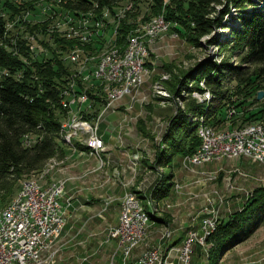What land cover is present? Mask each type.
Masks as SVG:
<instances>
[{"label": "trees", "instance_id": "trees-1", "mask_svg": "<svg viewBox=\"0 0 264 264\" xmlns=\"http://www.w3.org/2000/svg\"><path fill=\"white\" fill-rule=\"evenodd\" d=\"M125 1L65 0L61 1L58 9L72 13L92 12L100 16L105 9L115 13ZM134 1H137V7L141 0ZM37 2L0 0V38L5 33V19L10 17L14 20L19 14L28 11L31 14L30 20L22 23L25 24L24 30L30 34H39V43L49 52L47 55L40 52L33 56L23 44L19 49L20 54H13L10 50L13 44L7 41V37L0 44V203L6 202V205H0V209L12 202L18 193L15 194L19 181L22 185L27 178L39 175L53 158L63 157L65 152L61 145V118L65 117L62 107L66 108V104L59 93L58 80L62 75L69 74V67L62 55L71 50L74 40L48 32L46 29L49 21H53L49 18L32 23V16L37 15ZM148 5L149 14L145 13L141 20L148 22L162 15L169 22L170 30L194 46L201 44L200 39L214 33L216 28L224 30L227 27V33L217 32L207 42L218 45L220 49L228 48L229 54L239 55L240 58L239 63L233 64L227 58L216 61L206 57L183 72L182 76L176 78L173 74L174 79L166 82L173 97L181 98L184 104L182 107L177 105L176 112L169 120L162 139L166 148L157 151L156 163L170 165L175 155L185 157L197 151L201 145L198 130L205 124L237 128L253 120H264V95L262 99H257L258 92L264 91V0H169L167 3L163 0H148ZM136 21L137 16L132 11L120 20L117 45H126V38L133 32L131 30L136 29ZM44 34L48 35L52 43L42 38ZM22 40L19 42L23 43ZM102 43L103 40L92 42L99 47V51ZM93 45L88 47L94 49ZM246 64L258 66L251 72ZM19 68H22L23 73L20 79ZM233 80L235 85H230ZM202 81L212 93V98L200 103L191 96V92L204 93L206 90L200 85ZM234 94H242V100L237 103L232 99ZM250 99L259 104L258 110L248 109L247 102ZM230 105L242 111L239 113L235 109L236 113L227 117L226 109ZM235 115H239L241 123L232 118ZM228 120L232 121L226 125ZM27 138L32 141L29 146L25 143ZM164 177L152 188V201H161L174 187L173 176L166 174ZM136 193L144 200L147 212L145 196L140 191ZM147 213L151 219L155 218L150 212ZM263 222L264 185H259L252 190L241 208L221 220L209 236L207 259L210 264H217L225 251L247 239Z\"/></svg>", "mask_w": 264, "mask_h": 264}, {"label": "rangeland", "instance_id": "rangeland-1", "mask_svg": "<svg viewBox=\"0 0 264 264\" xmlns=\"http://www.w3.org/2000/svg\"><path fill=\"white\" fill-rule=\"evenodd\" d=\"M37 1H38L36 4L37 15L32 16L33 17L32 23L35 22L36 20H43V19H47V18L53 20V21H49V24H48L47 29H46L48 32H55L57 34V36H59V37L69 38L68 37L69 35H67V33H68L67 31L71 28V26H80L81 25L82 21H80V18H78V21H76L73 24L72 23H63L62 20L69 18L70 15L72 14V12L66 11V10L65 11H60L59 9L58 10H47L46 12H49V15L44 16V13H42V11H43L42 9H48L50 1L49 0H37ZM168 1L169 0H163L164 3H167ZM135 2H137V1L126 0L124 3H121L119 5V7L115 10V13L112 14L110 11L109 27H106V30L104 31V32H106V34L103 36L104 38L103 37L101 38V36H100V40H103V43L101 44L102 49L100 51L98 49L99 47H97L96 44L94 46L91 41L88 43L87 42H81V41H78L77 39H74V38H72L74 40L73 46H72L73 49L72 48H70V49L74 50V48L76 47V49H79L81 52H85L84 54H87V56L89 55L88 58L93 57V60L99 61L100 58L104 54H106V53L108 54L109 52L112 51V49L109 48L110 49L109 50L107 48V44H109L111 41H114V43H115L116 35H117L116 30L118 31V26L120 24V23L117 24L116 21L118 19H123L126 16L127 12L132 11L137 16V21H136L135 31L131 30L133 32H131V31L130 32H131V34H134L136 36L143 37V41L146 42L145 44H146L147 50H148V59L146 62V72L144 75L143 83L140 85V87L137 88L136 91H132L131 93H128L124 98H122L119 101L110 102V100L108 99V101H100V104H97L98 98H106V96H108L103 91L104 88H103L102 81L100 80L99 82H97L99 79H95V78L87 79L86 85L77 86V82L79 84L78 76H80V74H78V72H77L78 71L77 69H80L81 64H83L84 59L81 58L77 62L71 61L68 58V53L71 51V50H69V52L67 54L65 52L62 55V58H63L65 64H67L69 67V74L67 76L62 75L61 79L58 80V82L60 83V85L58 86L59 87V93L61 92V94H62L61 90L65 86L68 85L69 81H70V85L72 86L73 84H75V87L79 88L82 91V94H85L87 92V88H98L99 90L90 92L89 99L86 103H84V101H82V103L78 104V107L68 108V110L63 106L62 102H60V100H59V104L60 105L62 104L61 107L63 106L62 108H64V110L66 112L64 118H65L66 122H70V123L74 124V119H75V116L77 114V115H79L81 122L85 120V121L89 122L91 126L92 125L93 126L98 125L97 127H99L101 121L104 119L103 115L105 114V112L115 111L116 112L115 114H117L118 116L119 115L121 116L120 119L117 121V123H118L117 124L118 137L121 136L123 133H124V135L131 136V135L136 133L135 128H137L141 132L140 133L141 136L139 135V140H137V141H139L141 147H144V149L143 148L142 149L151 151L153 153V157H151L150 159H143L145 162L143 161L142 165L147 166V168L150 167V168H148V170L152 171L153 173L152 172L148 173L146 175V177L144 178L143 176L148 171H146V170L142 171L141 170L140 176H141V181H142V184H141L142 189H140V191L142 194L145 193V194L150 196V192H151L152 188L159 181V179L164 177L166 174H171L173 176L172 177V183L179 182L180 185L181 184L183 185V182H184V181H181V179L185 178L187 175L188 179H191V180H189L190 182L203 183V186H201L202 190L199 191L198 193H196V192L190 191V187H191L190 185L188 187L174 185V187L172 188V189H174V191H176V189H177L176 192H179V191L182 192L183 191V193L177 194L176 196H175V194L173 195L172 192H170V193H172V196L176 197V199H181V197H183V199H186L187 201H186L185 205L189 211L193 210L194 207H198L199 203H196L198 200H201L202 205L199 208V210H201L206 204H208V199L220 198V197H223V195H224L225 199L227 200L224 207H227L228 204H230L231 205V211L235 212L236 210H239L241 208V206L245 203L247 198L250 196V193H252L253 189H255L258 185L264 184V178L260 179V176H259V175H262L264 177V164H258L257 162L250 161L253 159H249V158H236V159H229V160L226 159V160L218 161V162L211 163V164H203L202 163V167L197 168V164L194 161H191L189 158H187L188 156L179 157V155L174 156L173 161L171 162L170 165H165L163 163L158 164L155 162L156 161L155 157H156L157 151L165 150V148H166V144L162 141V139H163L164 133L168 127L170 118L176 112L177 105L182 107L184 104V101H182L181 98L175 99L173 97V95L171 94L172 91L169 88L168 83H166V82L168 80L171 82L174 79L173 74L176 75V78L178 76L179 77L182 76L183 72H187L192 67H194L197 63H199V61H201L202 59H204L206 57L212 58L213 60H216V61H220L222 58H227L233 64L239 63L240 62L239 55L229 54L228 48L220 49V47L218 45L210 44L207 42V40L211 37V35H213L217 32L223 33L224 31H225V33H227L229 29L227 27L224 30L216 28L214 33H212L211 35L203 36L200 39L201 44H199L198 46L191 45L185 38H182L177 32L172 31L170 29L166 30V31L159 32L153 38H150V37L145 38L143 31H145V27L150 22H153L154 20H156V18H159V17L163 18V20L166 23H168V22L164 19V17L162 15L155 16L153 18H151L152 17L151 16L150 17L151 19L148 22H144L143 20H141L142 17L145 15V13L149 14L148 0H141L138 3L137 7L135 6ZM134 10H136V11H134ZM231 10H234V9H231ZM39 11L42 14H39ZM26 12H28V11H26ZM105 12H107V9H105ZM232 13H235V12L232 11ZM3 15H4V13H3ZM19 15L20 16H17V18L14 20H17V19L22 20L21 14H19ZM101 15H102V13H101ZM101 15L100 16L95 15V16H97L99 19L101 17ZM116 15H119V16H116ZM227 17L228 16H226L225 19H227ZM94 18H96V17H94ZM227 21H228V19H227ZM25 22H28V21H25ZM229 23H230V21H229ZM58 24H61V27ZM70 24H72V25H70ZM57 26L60 28L58 29ZM169 26H170V24H169ZM23 31L28 33L24 29H23ZM13 33L14 32H11L9 34L13 35ZM26 33H23L21 31V37H16V38H18V40H21V39H23L22 36H24L26 39L27 38L30 39V41L33 40L32 43L34 44V46L36 48V52H37V49H39V50H43L42 52L44 55L49 54L48 51H45L44 46L39 43V41H38L39 34H37V35L36 34L26 35ZM140 34H142V35H140ZM47 36L44 34L42 36V38L44 40H48L49 38ZM129 36H128V38H129ZM34 37H35V39H34ZM128 38H126V39L128 40ZM49 40H50V43H52L51 39H49ZM116 44H117V42H116ZM19 45L21 46V43ZM91 45H93L92 47H94V49H90L88 47ZM117 46L119 47V45H117ZM96 49H98L97 53H95ZM10 50L12 51V48H10ZM29 51H30V49H29ZM92 51H94V52H92ZM104 52H106V53H104ZM12 53L15 54L14 52H12ZM18 53L20 54L19 51H18ZM33 56H34V54H33ZM23 59L25 60V58H23ZM246 65L248 67V71H251V72L254 71L256 69V67L258 66V64H246ZM230 83H231L230 85H235L236 82L233 80ZM200 85L206 91L204 93L193 91V92H191V96L194 97L200 103L210 101L212 98V93L209 90H207V87H206L204 81L200 82ZM182 94L185 96L184 92H182ZM232 99L236 100V102L238 103L239 101L242 100V94L241 95L240 94H234V95H232ZM249 101L252 103L248 105V103H250ZM247 106H248L249 110H258L260 108L259 104L254 103L252 99L248 100ZM114 107H116V108H114ZM230 107H233V106L230 105ZM90 108H91V110H89ZM98 109H101V110H98ZM235 109L238 110L239 113H240V111H242L241 108H238V107H236ZM236 110H234L232 112V114L228 115L227 117H230L231 115L236 113ZM85 112H86V114H85ZM238 116L239 115H235L232 118L236 119L237 123H241V118H239ZM232 118H230V119H232ZM138 121L140 123H138ZM231 121L232 120H230V121L228 120L226 122V125H229ZM135 122H136V124H135ZM139 125H140V127H139ZM205 125L209 126L211 128L213 127V129L216 131H225V130H229V129L232 130L231 128H233L230 126H224V128H219V127H214V126L207 125V124H205ZM235 128H233V129H235ZM199 131L200 130H198V133H199ZM69 133H71L70 129H69ZM199 138H200V136H199ZM61 145L64 148H66V146H64V143L62 141H61ZM200 147H201V145H200ZM200 147H199V149H200ZM82 148L83 147H81V149ZM70 150L74 151L72 149H70ZM77 150L78 149H76V151H74V152H77L80 154L82 153L81 150H79V151H77ZM151 152H149V153H151ZM86 153L81 154V155L87 156ZM87 154H88V156L90 155L89 153H87ZM64 157H66V156H64ZM95 157L98 158L97 156H95ZM66 159L68 160L67 157H66ZM66 159L58 162V164H56L54 166V169H51V172L49 174L52 173L53 176L55 178H57L54 175L55 174L54 171L66 170ZM98 159H99L98 168H101L103 165L106 164V162L103 159H100V158H98ZM75 163L76 162H72V164H75ZM184 167H186L187 169ZM237 168L247 169L248 170V171H246V173L248 172L247 175H244L241 172H237ZM250 169H253V170H250ZM187 170H189V171H187ZM90 171H88L89 174H91ZM255 174H259V175H255ZM86 176H87L86 174H83V176H82L83 180L85 179ZM41 177H42L41 174L33 176L31 178L29 177L26 180H24L21 184H23L24 182L29 181V180L41 179ZM44 177H42V178H44ZM43 180H48V178L45 177ZM250 180H253V183H249ZM63 182H65V181H63ZM18 183H19V187L17 188L15 194L17 192L19 193L21 190L20 187H22V185H20V181ZM92 185H95V183ZM245 185L247 186V188H251V189H246ZM90 186H89V188H92L90 191L96 190L95 188L90 187ZM96 188H99V187H96ZM133 190H139V189H137L135 186H131V190L127 189V192H131L135 197L137 196V198L141 201L140 197ZM240 191L243 192V194L245 196L243 198L242 205L239 206V204L237 202H235V201H237L236 199L230 201V199H231L230 194L233 192L238 193ZM18 193L16 194V196L18 195ZM170 193H169V195H170ZM168 196L162 200L165 201V199L168 198ZM15 197L13 198V200L15 199ZM162 200H161V202H162ZM175 201L173 203H175ZM5 203H0V205H3ZM146 203L148 206L147 212H150V209L152 208V210H154V213H156V211H157L156 204L153 201L149 202V199H147ZM5 205L0 210H2L5 207ZM142 206H144V208L146 209L143 202H142ZM164 206L167 207L166 205H164ZM171 206L168 205V207H171ZM173 206H174V204H173ZM5 208L2 211H4ZM166 209H168V208H166ZM199 210H197V211H199ZM158 211H161V210L159 209ZM231 211H222V218L227 219L230 216V214H232ZM119 213H120L119 214V219H120L121 208H119ZM164 213H166V212L164 211ZM190 216L191 217L189 218V221L192 220V214H190ZM222 218L220 219V221L223 220ZM151 221H153V220L151 219ZM189 221H188V223H189ZM201 221H207V212H201ZM212 222H213V224H215L217 226L218 221H211L210 224H212ZM262 224H264V222ZM111 225H114V224H111ZM111 225H107V226H105L104 229L101 230V234H102L101 241H103V243H105V242L107 243L111 239H114V238H109V239L107 238V229ZM160 227L161 226L157 225V224L152 225L151 228L149 229L148 236L160 237L161 236ZM166 230L167 229L164 230L163 236L165 235ZM189 231H190V228L188 229V231H186V234ZM99 234H100V232L94 234V236L99 235ZM61 237H62V234L60 235V237L57 241L55 249H53L51 251V253L46 254L44 256V262L42 264H52L54 258L56 260V256L59 257L58 254L60 253V250H61L60 245L63 242ZM174 238H172L171 241H167L168 249H171V248H169V244L173 243ZM146 240H147V238L141 243V245H140L141 247L139 246L140 247L139 253H141L148 246V245L144 246ZM174 246H178V245H174ZM209 246H210V244H209L208 240H207V246L206 247H201L200 244H198V248H196L193 251L191 264H195V263L196 264H210L209 258L207 259V251H208L207 249L209 248ZM200 248H202L204 250L203 254L201 253ZM144 251H143L144 253H142L143 255L139 259H137L134 262V264H139L138 263L139 260L141 258H143V256L147 252L151 251V246L147 247ZM226 252L227 251H225L222 254V257L224 256V254ZM120 254L122 257V264H129V261L131 260L132 256H130L129 258H125L122 253H120ZM252 256L257 257L254 260L258 264H264V250H261V249L256 250V251L246 255V257H248V258H250Z\"/></svg>", "mask_w": 264, "mask_h": 264}, {"label": "crops", "instance_id": "crops-1", "mask_svg": "<svg viewBox=\"0 0 264 264\" xmlns=\"http://www.w3.org/2000/svg\"><path fill=\"white\" fill-rule=\"evenodd\" d=\"M115 113V111L105 112L103 115L104 119L98 127V133L105 143V150L102 151L100 155V159L105 160V165L98 168L99 157L96 158L93 155L88 156V150L84 147L82 149L80 146H78V148L66 147L64 148L65 152L63 155L66 156L68 160L64 156L53 158L54 160L56 159L55 161L57 162L66 159V170L54 171V175L57 178L51 173L45 176L48 180H41L42 185L51 184L56 180L65 181L61 196L66 211V222L61 237L63 242L60 245L61 250L58 254L59 257L56 256V260L54 258L52 264H108L111 261L113 264H122V257L118 250L116 240L111 239L109 242L103 243V241H101V230L107 225L116 224L119 220V201L124 191L127 189L131 190V186H135L139 189L133 190L135 193L142 189L141 170L148 171L143 176L144 178L148 173L152 172L148 170L150 167L147 168V166L142 165L143 159H150L153 157V153L148 150H143L144 147H141L139 141H137L141 133L137 128H135L136 133L131 136L124 135L123 133L118 137L117 121L121 116ZM138 123L140 122L138 121ZM70 149L74 151H76V149H78L77 151L81 150V154L87 152L86 155L88 157L85 155L82 156L80 153L71 151ZM72 162L76 163L72 164ZM240 169L245 172L248 171L245 168ZM88 171H90L91 174H89ZM42 173L40 174L42 175ZM83 174L87 175L84 180L82 177ZM259 176L260 179L264 178L262 175ZM188 180L191 179H188L187 175L185 178L181 179V181L184 182H188ZM94 183L95 185H92ZM249 183H253V180H250ZM174 185L180 186V183L175 182ZM89 186L96 190L90 191L92 188H89ZM246 189L251 188H247L246 186ZM201 190L202 187L197 184L191 185L190 187V191L192 192L198 193ZM171 192L173 195L175 194V196L183 193V191L176 192L174 189H172ZM172 193H170L165 200L170 203L176 200L174 206L170 205L171 207H168L169 204H164L162 199V202L153 201L157 206V211L154 213V210L151 208L150 214L155 217L152 219L153 225L157 224L161 226L160 237L163 236L167 226H171L170 228L175 230L173 243L169 244V248L171 249L167 248L169 252L171 251L173 253L174 249L182 244L186 231L189 229L185 227L191 217L190 214H195L194 212L199 210L202 204L201 200H198L196 202L199 203L198 207H194L193 210L189 211L185 205L187 200L183 199V197H181V199H176V197L172 196ZM137 195L139 196V194ZM142 195L145 196V202H147V199H149V202H152L151 196L145 193ZM230 196V201L236 199L237 201L235 202L240 206L245 195L240 191L238 193L233 192ZM141 201L143 202L144 200L141 199ZM159 209L161 211H158ZM164 211L166 213H164ZM99 232V235L94 236V234ZM157 239H159L158 236H148L144 246H152ZM140 247L133 251L129 264H134L147 248L143 250L144 252L142 251L139 253ZM260 249L264 250V224H261L247 239L227 250L217 264H258L254 260L257 258L256 256L248 258L246 255ZM200 250L203 254L204 250L202 248H200Z\"/></svg>", "mask_w": 264, "mask_h": 264}, {"label": "built area", "instance_id": "built-area-1", "mask_svg": "<svg viewBox=\"0 0 264 264\" xmlns=\"http://www.w3.org/2000/svg\"><path fill=\"white\" fill-rule=\"evenodd\" d=\"M49 8L42 9V13L49 15L47 10H58L61 6V0H49ZM39 10V9H38ZM39 11V14H42ZM31 14L24 12L21 14L22 23L29 21ZM77 19L75 14H71L69 18L62 20V22H74ZM121 19H118L116 23H119ZM106 27L108 26L107 19ZM10 22V17L5 19V25ZM162 26H169V22L162 24ZM157 27H152V29ZM92 29H98V23ZM91 29H83V35L90 37ZM21 31H23V24H19L15 29L13 35L16 43V37H21ZM29 34V33H28ZM101 35V33H100ZM99 40V37H94ZM43 50L37 49V54ZM97 53V50H95ZM74 55L71 61H74ZM129 67V78L131 73L137 69V57L136 53L126 64ZM78 70V85H86V78L98 77L100 78L101 69H99V62L92 58H84L83 64H81ZM7 74V71H4ZM23 76L22 68H19V79ZM108 77L111 79H118L117 67H111L108 71ZM93 89L87 88L85 94H77V90H69V83L62 89V99H66V109L68 107H76L80 100H87L88 94ZM119 92L115 95L118 96ZM111 96L106 98H98L99 101H107ZM116 108V107H114ZM233 107L228 106L226 109L227 114L231 113ZM91 110V108L89 109ZM65 111V110H64ZM79 115L76 114L74 122H78ZM247 123H255L258 125V133H249V139L245 142H236V134H241L247 131ZM246 123V129H237L234 134V141L223 142L220 140V146L217 148H211L215 152L229 151L235 146H244V148H251L254 152L256 150H264V120H253ZM73 123H65L64 116L61 118V129L72 128ZM213 136V134H211ZM101 137L98 133L97 136H93V143L96 145L97 141ZM251 137H262L263 147H256L251 144ZM72 138V137H71ZM32 142L27 141L29 146ZM187 158H193L198 167H202V160L206 158L204 156H197L196 151L193 154H189ZM238 158H244L238 157ZM250 161H256L258 164H264V159H255ZM186 168V167H184ZM187 169V168H186ZM188 171V170H187ZM237 172H241L244 175L247 173L240 168H237ZM63 180H56V190L54 193H46V191L37 190L36 186L33 187H21V196L15 206V217L13 219H5V211L0 210V264H33L36 261V255L45 245L54 243L57 240L55 236V229H58L59 216L62 214V208H64L61 198L58 197V189ZM197 184L203 186V183L199 182H183L186 186ZM264 185V184H261ZM177 191V189H176ZM252 193H250L251 195ZM133 198H129V194L126 190L122 194L119 201V208H124V215L122 219L117 221L116 224L108 227L107 238H114L117 242V247L120 252H124L126 255V239L132 236L138 235L139 226H147L146 223L139 220L137 212L133 210ZM226 199L223 197L208 199L206 204L201 210L192 214V220L189 221L185 228H190V236L184 238V242L171 254V261H165V263H158L159 251H163V246L166 241H170L172 237H175V230L167 226L165 235L159 237L157 241L151 246V251L145 257L139 260L141 264H191L192 251L197 248V239H200L203 231L210 226V221H218L222 217V211H231V206L228 204L225 206ZM165 204H174L164 201ZM243 203V201H242ZM241 203V205H242ZM200 212H207V221H200ZM232 212V211H231ZM233 213V212H232ZM108 264H113L111 261Z\"/></svg>", "mask_w": 264, "mask_h": 264}, {"label": "bare ground", "instance_id": "bare-ground-1", "mask_svg": "<svg viewBox=\"0 0 264 264\" xmlns=\"http://www.w3.org/2000/svg\"><path fill=\"white\" fill-rule=\"evenodd\" d=\"M61 1L65 2V0H61ZM74 14L77 17V19L74 22H63V23H72L73 24L76 21H78V18H80V21H82V22H81L80 26H71V28L67 31L68 32L67 35H69L68 36L69 38H74V39H77L78 41L88 43L90 41L93 42L94 40H96V39H94V37H99V40H100V36L102 38L106 34V32H104L106 30V21L105 20L107 19V22H108L107 27H109V20H110V18H109L110 12L109 11L105 12V10H104L99 19L92 12L91 13L74 12ZM116 16H119V15H116ZM94 17H96V18H94ZM24 23H26V22H24ZM97 23H98V29H92V28H94V26ZM119 23H120V21H119ZM119 23H117V24H119ZM165 23L166 22L163 20V18H160V17L156 18V20H154L153 22H150L145 27V31H143L145 38L146 37L147 38L148 37L153 38L159 32L169 30V26H162L161 27V25L165 24ZM19 24H22V20H20V19L11 20L10 19V22L7 25H5V33H4L3 38H0V44H2L3 41L7 39V41L10 42V44H13V46L11 48H12V52H14L15 54H19L18 51L21 48V46L24 44V46H27L28 49H30V51L35 56L37 54V52H36V48H35L34 44L32 43L33 40L30 41V39H28V38L26 39L24 36H22L23 37V40H22L23 43H21V46H20L19 45L20 42H19L18 38H16V43H15L14 36L12 34H11L12 36L9 34L11 32H14L15 29L18 28ZM72 24H70V25H72ZM58 25L61 27V24H58ZM24 26H25V24H23V29H24ZM60 27H58V29ZM152 27H157V28L152 29ZM83 29H91L90 30V37L83 35ZM22 32L26 33L24 31H22ZM116 32H117V30H116ZM100 33H101V35H100ZM29 34L26 33V35H29ZM140 35H142V34H140ZM5 37H7V38L4 39ZM34 39H35V37H34ZM116 42H117V40H115V43H114V41H111L109 44H107V48L112 49V51L109 52L108 54L106 52H104L106 54H104L100 58V60L98 61L99 62V69H101L100 78H98V77L86 78V80L87 79H93V78L99 79L97 82H99L101 80L102 84H103V88H104L103 89L104 93L108 96H111L110 98H108L110 100V102L119 101L122 98H124L128 93H131L132 91H136L137 88L140 87V85L143 83L144 75L146 72V62L148 59V50H147V46L145 44L146 42L143 41V37L131 34L129 36L127 42H126V45L121 46V47L120 46L118 47ZM84 53L85 52H81L79 49H76V47H75L74 50H72L68 53V58L71 60V58L73 57V54H75L73 62H77L81 58H83V59L88 58L89 55L87 56V54H84ZM135 53H136V57H137V66L138 67H137V69H135L131 73V77L129 78V67L126 64L129 61V59L134 56ZM81 54H82V57H81ZM111 67H117V76H118L119 80L118 79H111L110 77H108V71ZM18 78H19V73H18ZM78 86H80V85H78ZM69 90H77V94H82V91L79 88H76L75 84H73L72 86L70 85V81H69ZM96 90H99V89H93L92 91H96ZM92 91H90V92H92ZM90 92H89V94H90ZM118 92H119V95L115 96ZM89 94H88L87 100H80L78 104L82 103V101H84V103H86L89 99ZM61 97H62V94H61ZM108 99H107V101H108ZM63 100L66 104V99H63ZM78 104L76 107H78ZM98 104H100V101ZM68 108H72V107H68ZM68 108H67V110H68ZM234 110L235 109L231 110V113H228L227 116L232 114V112ZM65 113L66 112H64V114ZM85 114H86V112H85ZM64 121H65V123H70V122H66V120H64ZM97 126H95V125L91 126L90 123L85 121V120L81 122V119L79 117L78 122H74V124H72V128H66V130L62 129L61 139H62V141L66 147L77 148L80 145V146H83L84 148H86L88 150V153L91 156L95 155V156L100 158L101 152L104 151V149H105V143H104V140L102 137H99L96 145L93 143V136H97V128H98ZM69 129H70L71 133H69ZM237 129H246V125L232 129V130L229 129V130H225V131H216L213 129V127L211 128L209 126L200 127L199 128L200 131L198 134H199L200 139H201V147L196 152V155L206 157V158H203L202 163L203 164H211V163H215V162L226 160V159L227 160L236 159V158L242 157V156H244V158H249V159H253V160L264 159V150H256V152H254L253 149L244 148V146H235L234 148L230 149L229 151H219V152H216V154H215V152L211 148L219 147L220 146V140H222V139H223V142L234 141V134H235V131ZM247 131L248 132H242L241 134H236V142H245V140L249 139V133H258V125H256L255 123L248 124L247 125ZM211 134H213V136H211ZM27 141L32 142L31 139L27 138V140L25 142L26 145H27ZM251 144L256 146V147H263L262 137H251ZM189 159L191 161L195 162V160L193 158H189ZM55 160L52 159L46 165V167L43 171L42 177L47 176L51 172V169H54V166L56 164H58V162ZM254 162H256V161H254ZM41 180H43V179H33V180L26 181L22 184V187L36 186L37 190L46 191V193H54V191L56 190V181H53L51 184L46 183L47 185H42ZM64 184H65V182H63V181L60 184V187L58 189V197L62 196ZM126 193L129 194V198L134 199L133 200V210L135 212H137L138 219L147 224V226H139L137 236H132V237L126 239L127 249H126L125 258H129L130 256H132L133 251L136 248H138L141 245V243L147 238L149 229L153 225V221H151V219H150L148 213L146 212L144 206H142V202L137 198V196L135 197L131 192H127V190H126ZM20 196H21V190L18 193V195L15 197V199L8 206H6V208L4 210L5 211V219H13L15 217V210H10V209L15 208ZM169 205H172V204H169ZM122 215H124V208H121V215H120L119 221L122 219ZM221 218H219V222H220ZM200 221H201V212H200ZM65 222H66V211H65V208H62V214L59 216L60 226L58 229H55V236L57 237L56 242L43 246V248L39 251L38 255H36V261H34L33 264H42L44 262V256L46 254L51 253V251L53 249H55L57 241L63 232ZM210 223H211V221H210ZM215 229H216V225L213 224V222H212V224H210V226L207 227L203 231L200 239H197V248H198V244H200L201 247L207 246V240H208L209 236L215 231ZM188 236H190V231L185 235L184 238H188ZM172 238H174V237H172ZM171 239H170V241H171ZM182 242H184V239ZM167 248H168V246H167V241H166L164 243V246H163V251H159L158 263H165V261H171L172 252L171 251L169 252ZM167 251H168V254L166 255ZM120 253H122L124 255V252H120ZM149 253H150V251L147 252L143 257H145ZM192 254H193V251H192ZM139 264H141V263H139Z\"/></svg>", "mask_w": 264, "mask_h": 264}, {"label": "water", "instance_id": "water-1", "mask_svg": "<svg viewBox=\"0 0 264 264\" xmlns=\"http://www.w3.org/2000/svg\"><path fill=\"white\" fill-rule=\"evenodd\" d=\"M263 95H264V91H259L257 94V99L259 100L262 99Z\"/></svg>", "mask_w": 264, "mask_h": 264}]
</instances>
